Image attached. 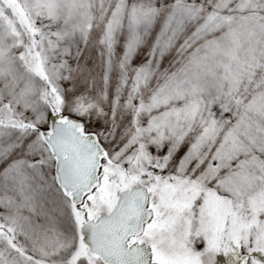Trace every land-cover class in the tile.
Wrapping results in <instances>:
<instances>
[{"label":"snow or ice","instance_id":"obj_1","mask_svg":"<svg viewBox=\"0 0 264 264\" xmlns=\"http://www.w3.org/2000/svg\"><path fill=\"white\" fill-rule=\"evenodd\" d=\"M0 264H264V0H0Z\"/></svg>","mask_w":264,"mask_h":264}]
</instances>
